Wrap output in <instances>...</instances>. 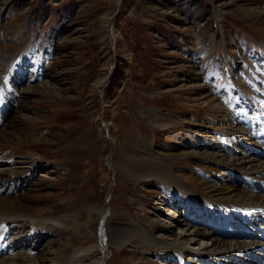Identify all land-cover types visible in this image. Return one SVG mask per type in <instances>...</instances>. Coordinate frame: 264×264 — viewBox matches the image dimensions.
Segmentation results:
<instances>
[{
  "label": "rangeland",
  "instance_id": "374dc122",
  "mask_svg": "<svg viewBox=\"0 0 264 264\" xmlns=\"http://www.w3.org/2000/svg\"><path fill=\"white\" fill-rule=\"evenodd\" d=\"M258 4L263 5L264 0H0L1 47L7 52L14 40H24L26 32H30L31 41H26L24 51L49 44L40 56L33 57L39 64L32 62L31 54H13L11 58L25 60L23 67L32 65L40 76L47 75V81L55 87L44 92L39 90L43 76L36 82L38 77L25 81L23 75L19 81L13 75L18 86L24 84L22 89L32 85L35 89L22 99L15 96L6 102L8 110L12 101L16 105L8 118L1 119L8 121L14 115L10 120L14 122L21 114L24 120L15 124L9 141H0V153L13 151L12 167L19 170V177H27V172L38 169L30 183L24 182L23 190L18 192L17 186L9 190L8 195L19 196L22 206L0 203V209L37 217L61 212L57 221L60 233L37 241L43 240L39 246L29 236L40 230V224L17 223L15 229L20 228L23 233L11 239L14 227L7 231L1 221L4 227H0V247L12 240L25 251L33 249L31 255L39 247L36 255H46L51 260L60 258V264H69L67 256L76 247H92L83 255L84 259L101 249L102 216L96 210H88L87 204L105 208L103 222L115 227L120 226L125 213L143 223L152 219L148 211L155 203V193H149L141 182L125 175L118 167L120 161L131 162L127 155L141 160L152 158L140 147L142 139L156 153L173 148L176 154L183 144L189 146L186 150L196 149L188 143L192 140L198 144L200 137L207 138L208 130L212 133L221 129L225 112L217 105L221 103L216 99L220 92L213 91L206 82L210 79L219 86L229 83L236 87L227 73L223 75V49L225 56L240 60L239 67H262L264 12L246 10ZM58 29L60 33L55 37ZM51 43L56 46L54 54ZM196 48L206 52L202 53L207 55L206 65L194 63ZM46 57L53 58L49 62L52 65H47ZM13 63L7 59L0 79L6 80ZM254 76L259 86L264 79L262 69ZM151 108L159 110V114L148 120L141 112ZM232 122L226 117L229 129L224 133L230 140L234 139L231 132L239 129ZM84 135L89 137L82 143ZM235 148L240 151V145ZM30 153L34 160L26 163L29 157L23 156ZM191 154L192 157L176 159L171 167L196 192L208 194L210 185L219 177L214 175L216 179L210 181L197 176L196 171L201 166L208 174L209 169L199 162V156L213 155L201 151ZM51 166L53 176H48L45 169ZM139 166L135 170L141 172ZM4 176L6 179L0 182L17 177L12 172ZM162 187L164 193L167 188L171 190L168 184ZM184 197L180 188L173 187L174 201ZM68 204L83 208L80 213L64 210ZM179 206L177 209L182 210L183 206ZM199 210L200 217H205L204 209ZM130 226L142 233L138 224ZM24 231L29 232L24 235ZM104 242H108V264H156L154 254L139 252L132 237L122 248L113 246L109 238Z\"/></svg>",
  "mask_w": 264,
  "mask_h": 264
},
{
  "label": "bare ground",
  "instance_id": "6f19581e",
  "mask_svg": "<svg viewBox=\"0 0 264 264\" xmlns=\"http://www.w3.org/2000/svg\"><path fill=\"white\" fill-rule=\"evenodd\" d=\"M246 10L252 13L261 14V12H264V4H258V6H248ZM109 27L111 28V25ZM111 32L114 35L113 30H111ZM30 37V32H26L24 40H14L10 44V48L7 52L0 45V71L5 69L4 63L7 59L9 62L14 61L8 77L14 78L13 75H16L19 81H22L26 67L31 76L29 77V80L36 79L38 77L36 80L38 81L41 79L40 77L45 76H40L41 74H39L32 65L25 64L23 67L22 61L25 60L15 57L14 59L11 58L13 54H17L18 57L23 55L22 52L24 51V48L27 47V45L24 46V44H26V41H31ZM46 77L47 75L44 77L45 79L42 78L39 82V90L42 89L44 92H51V87H55L52 83L47 81ZM1 80L2 79H0V83ZM34 86L35 85L25 86L22 90H20L21 95L17 96V99H22L23 95L32 93V89H35ZM10 105L11 109L8 110L9 112L12 108H14L16 103L12 101ZM217 105L219 107L221 106L220 103ZM17 112H19V109ZM141 113L145 116V118L151 120L152 118L158 117L159 110L154 108L148 110L144 109ZM10 120L5 121V119H1L0 121V141L2 139L9 141V137L14 135L15 131L13 127H15V124L21 123L24 119L20 114V119H17L14 122H11ZM155 126L157 127V125ZM237 133H241V130L237 129L236 133L231 132L233 136H236ZM87 137L89 136H83L82 143L87 142ZM142 141L144 144L141 143ZM198 141L199 145L196 141L194 142L196 149L186 150L189 149V146L183 144L181 147L177 148L179 152L174 154L173 148L167 149L166 153H156L150 147L149 143H147L145 139H142L139 142L140 147H143L147 153H150L152 158L141 160L138 157L127 155L126 157L130 158L132 161H120V166L118 167L121 168L125 175L130 176L135 181L141 182V184L145 186L146 191L149 193H155V203L151 210L148 211V213L151 214L152 219H150L147 223H143L125 213V215L121 217L122 221L120 226L115 227L103 222L104 216L107 215V210L105 208H97L90 203L87 204L86 208L88 210H96V212L102 216L99 226V245L101 249L99 253L93 255L91 258L89 257L88 259H84L83 255H85L86 252L91 251L92 247H76L67 256L70 261L69 264H108V253L106 248L108 242L107 244L104 242L106 238H109L112 241V245L116 248H122L126 244L128 238L132 237V239L137 243L136 247L139 249V252L144 254H154V257H156V264H172V261L173 264H226L228 261H231L232 264H242L240 263L239 258H244L251 252L256 251V246L258 245L257 242L230 239L228 236L229 232L226 233V238H222L212 234L211 231L213 229L212 225H215V220L213 219L214 214L223 212V210H221L222 205L257 206L264 209V195L257 192L255 189L250 190L248 188H243L242 186L240 187L239 185H235L231 182L233 178L232 173H250L264 177V160L245 154L238 156L237 149V151H231L230 154L222 156L223 153H219L220 151L217 149L221 144L218 145L216 142L215 145V142H210V140L204 136L200 137ZM230 144L234 146L239 144L237 137L236 139L231 140ZM197 149L199 151H196ZM193 151L196 154H200L201 151L209 155H213V159L207 158L203 155L199 156V162L204 163L205 167L209 169L208 174L211 177L209 180L212 181L216 179V176L219 177V180L214 181V183L210 185L209 193H204L205 195L201 192H196L195 189L192 188L185 180L176 175L175 171L171 167L176 159L192 157L191 153ZM67 153L71 156L73 152L71 153L70 151H67ZM23 157H29V159H25L26 163H29L31 159L34 160L33 154L31 153L26 155V157ZM11 163H13V151L4 154L2 153L0 155V180L6 179L4 175L11 172L15 173V175L19 177V175H17L19 170L17 171L13 169V165ZM31 163L34 164V162ZM35 164L37 165V163ZM139 165L142 166L141 172L135 170L137 166L141 168ZM42 166L43 168L45 167L44 164ZM53 171L52 166L45 169L48 176H53ZM164 184H168L171 189H173V187L180 188L185 193L186 197H184L183 200H173V206H171L173 209H169L168 205L166 206L167 199L169 202L170 200L164 193V189L162 187ZM259 185L264 187L262 182H260ZM18 197L19 196H16L15 194H12V196L8 194L6 196L2 195L0 196V203L7 206L11 205L13 207L22 206V200ZM198 199L204 201V203L199 202ZM180 204L183 206L182 210L177 209V207H180ZM185 206L189 209L187 213L184 211ZM82 208L83 205L77 207L74 204H68L64 207V210L80 213ZM198 208L201 210L204 209L203 212L211 218L207 216L200 217L202 212ZM54 214H58V216ZM39 216L37 217L21 213L18 210L8 212L5 208L0 209V222L2 221L6 225L7 231L11 230L17 223L22 225L25 223H31L32 225L35 223L40 224V230L37 232L34 231L35 235L31 236V239L35 240V242L41 240L45 236H54L60 233L59 231L61 228L57 221L61 218V212L57 211L53 213V215L47 214L41 217ZM184 219L186 220L184 221ZM204 219L206 221H204ZM131 223L135 225L138 224L142 233H138L134 227L130 226ZM199 224H202L203 226H200ZM86 236V238H88L89 234ZM2 245L3 243L1 246ZM18 247L19 245L15 244L12 240H9L6 247H0V251L3 249V255L5 253L8 255L0 259V264H60L62 262L60 258L51 260L46 255L40 256L36 255V253L31 255L32 251H25L21 247L14 251L15 248ZM161 261H163V263H161Z\"/></svg>",
  "mask_w": 264,
  "mask_h": 264
}]
</instances>
